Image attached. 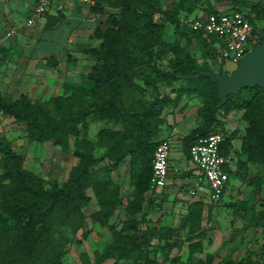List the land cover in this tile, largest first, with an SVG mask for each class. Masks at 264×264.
I'll return each mask as SVG.
<instances>
[{"label": "trees", "instance_id": "1", "mask_svg": "<svg viewBox=\"0 0 264 264\" xmlns=\"http://www.w3.org/2000/svg\"><path fill=\"white\" fill-rule=\"evenodd\" d=\"M188 2L179 0L173 8L165 9L160 0H96L91 11L102 13L105 4L114 11L108 15L106 27L97 26L94 30L93 36L99 44L83 50L95 63L79 83L65 85L70 91L68 95L51 99L54 110L47 102L28 94L18 98H5L0 94V113L24 122L30 142L53 140L67 150L71 135H79L90 117L107 118L123 125L120 130L101 129L96 143L77 138L78 163L64 183L50 186L39 174L25 168L24 156L14 151L9 140L0 139V264H65L64 258L74 243L71 234H78L87 222L84 209L92 201L89 190L95 193L100 206L92 214L93 222L103 225L120 210L124 211L125 218L121 228L110 226L112 239L106 249L95 252L93 260L84 254L80 264H104L106 259H114V264L155 262L151 257L157 246L154 241H165L169 245L174 232L160 222L141 229L139 219L147 195L148 200H155L167 191L159 196L149 194L154 153L161 141L153 140L154 127L151 126H157L165 107L176 102V98L163 95L161 84L174 88L178 82H185L178 88L179 94L202 98L198 110L202 123L183 139L189 160L191 146L201 137L222 132L226 141L221 152L230 160L225 166L230 175L228 185L232 177L248 180L250 163L264 166V88L247 86L239 93L228 94L226 102H222L219 84L207 76V73L216 74L209 60L199 63L180 45L179 39L188 43L200 40L209 58L220 59L216 37L193 31L184 23L189 13L182 15V12L192 11L185 8ZM233 2L235 5L225 10L207 6L203 14L239 10L246 14L255 32L264 31V1ZM156 15L160 18L156 19ZM60 22L58 17L50 18L45 27L51 28ZM167 24L174 26L177 37L174 42L164 39ZM169 53L173 57L168 68L162 69L159 62ZM224 63L220 60L219 71L228 74L222 70ZM147 93L151 99L146 98ZM78 103L84 105L77 107ZM221 110L225 114L242 112L247 123L240 139L239 155L234 148L236 132L227 134L217 130ZM96 144L106 148L105 155H94ZM127 158L133 190L125 198L117 188L110 187L109 182L100 180L96 167L105 159L117 165ZM207 202L206 195H201L190 205L186 218L190 240L198 238L190 244L193 250H203L204 204ZM87 236L88 233L83 232L82 238ZM77 242L81 243L82 239ZM221 264H264V261H254L248 254L241 261L228 257Z\"/></svg>", "mask_w": 264, "mask_h": 264}, {"label": "rangeland", "instance_id": "2", "mask_svg": "<svg viewBox=\"0 0 264 264\" xmlns=\"http://www.w3.org/2000/svg\"><path fill=\"white\" fill-rule=\"evenodd\" d=\"M165 9H171L179 0H160ZM256 3L264 0H247ZM233 0H189L182 15L189 13L186 17L204 15L207 6H213L221 10L233 7ZM70 7V6H68ZM104 12L96 13L90 10L87 14H73L59 12L58 18L63 22L59 28L47 30L44 40L41 39V47L44 52L51 51L55 55L45 57L46 63L51 70L40 72V79L30 81L29 77L22 78L18 85L14 84L7 91L0 90L5 98H18L28 94L33 99H40L49 104L54 110L51 99L58 95H68L69 90L65 88L68 83H79L92 68L95 60L84 53V49L96 46L99 40L94 38V30L97 26L106 27L110 12L114 11L110 6H103ZM160 15H156L159 19ZM76 27L81 31L75 33ZM73 30V31H72ZM93 31V32H92ZM73 32V34H72ZM71 36V37H70ZM69 38H71L69 40ZM38 39V40H39ZM164 39L174 42L177 37L174 26L167 24L164 31ZM180 45L187 49L193 58L199 63L209 60L216 74H225L220 70V59L209 58L206 55L203 43L193 39L190 43L185 39H179ZM47 48V49H46ZM25 52V50H23ZM64 57L61 68L58 69L59 57ZM173 57L169 53L159 63L162 69L168 68V62ZM57 62V64H55ZM55 64V65H54ZM237 65L226 62L222 70L229 75L237 70ZM185 82H178L174 88H168L164 84L160 89L165 96L176 98L174 104H168L163 110L161 121L154 127L153 140L160 141L164 138L172 139V183L163 197L148 200L146 197L144 209L139 214L140 228L154 224L171 227L174 229L173 237L169 239V245L165 241L155 240L151 257L155 262L149 264H221L226 258L232 257L241 261L248 254L252 255L254 261H264V166L260 164H249L248 180L243 181L238 177H232L224 196L218 201H208L204 204L203 228V250H193L190 244L198 241L190 240L187 227V216L190 205L197 198L190 196V190L197 186L200 180L198 171L190 164L187 152L184 148L183 139L190 131L202 123L198 110L202 105V98L197 95L179 94L178 88ZM146 98L151 99L147 93ZM129 100L126 99V102ZM81 103L77 104L80 107ZM221 123L217 130L227 134L236 132L234 148L239 155L241 137L245 132L247 123L242 118V112H231L225 114L221 110L218 114ZM103 128L114 130L123 129V125L111 119L90 117L85 127L81 128L79 135H71L68 149L64 150L55 144L53 140L44 143L30 142L27 138V126L24 122H18L14 117L2 112L0 113V139L5 138L13 144L15 152L22 154L25 158L24 166L30 171L39 174L47 186L54 183H64L73 166L78 163L75 156L77 138H87L93 142L98 141V133ZM106 148L96 144L94 155L101 157L105 155ZM129 158L117 165L105 159L96 167L97 176L102 182H109L110 187L117 188L120 195L128 198L133 190L130 183ZM92 201L84 209L87 217L85 227L78 234L72 235L74 243L64 258L65 264H80L87 254L94 259L95 252H103L112 239L111 225L122 227L125 213L120 210L111 216L108 221L100 225L93 222L92 214L99 210L100 206L95 193L88 191ZM202 195V194H201ZM83 232L88 236L83 237ZM82 239L81 243L77 240ZM104 264H114V259H106ZM120 264H130L121 261ZM148 264V263H145Z\"/></svg>", "mask_w": 264, "mask_h": 264}, {"label": "built area", "instance_id": "3", "mask_svg": "<svg viewBox=\"0 0 264 264\" xmlns=\"http://www.w3.org/2000/svg\"><path fill=\"white\" fill-rule=\"evenodd\" d=\"M59 1L94 4L96 0H36L28 24L34 25L37 18L46 14ZM184 23L193 31H201L206 36H215L220 60L223 59L225 63L230 62L237 67L245 55L261 44L260 34L255 32L246 14L239 10L186 17ZM16 32V29H10L1 35L0 44L4 39L14 37ZM225 141L224 133L215 132L201 137L191 146L190 161L200 176L197 186L190 190L191 197L198 199L201 194H204L208 201L221 199L230 179V175L225 169L230 160L221 152ZM172 150L173 143L170 138L162 139L157 145L153 158L149 194L159 196L171 184Z\"/></svg>", "mask_w": 264, "mask_h": 264}, {"label": "crops", "instance_id": "4", "mask_svg": "<svg viewBox=\"0 0 264 264\" xmlns=\"http://www.w3.org/2000/svg\"><path fill=\"white\" fill-rule=\"evenodd\" d=\"M35 2L36 0H0V36L4 35L10 29H16L17 31L14 37L4 39L0 44V90L7 91L14 84L18 85L22 81V78L25 77L23 75L26 74L30 81L36 82L40 79V72H47L52 69L46 63L45 57L55 54L51 51L44 52L45 50H42L41 42L44 40L47 30L57 29L63 22L51 28H46L45 25L48 19L57 17L59 12L67 13V15H73L75 13L84 15L90 12V7L93 5L59 1L46 14L37 18L34 25H29L28 20L30 19ZM80 28L76 27L75 33L81 31L82 29ZM40 36L42 41L39 39ZM64 57L66 56L64 55L58 58L60 60L57 64L59 65L58 69L64 64ZM172 158L173 150L171 161ZM190 164L194 168L191 161Z\"/></svg>", "mask_w": 264, "mask_h": 264}, {"label": "water", "instance_id": "5", "mask_svg": "<svg viewBox=\"0 0 264 264\" xmlns=\"http://www.w3.org/2000/svg\"><path fill=\"white\" fill-rule=\"evenodd\" d=\"M262 43L241 60L237 70L229 74L207 73V76L219 84L222 102L227 95L239 93L241 89L259 85L264 88V31L260 33Z\"/></svg>", "mask_w": 264, "mask_h": 264}]
</instances>
